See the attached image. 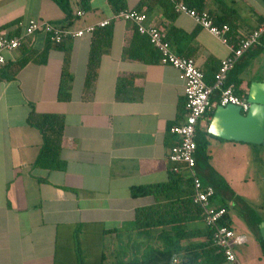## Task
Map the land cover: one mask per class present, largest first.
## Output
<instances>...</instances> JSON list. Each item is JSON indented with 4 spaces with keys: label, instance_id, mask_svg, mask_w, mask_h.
Instances as JSON below:
<instances>
[{
    "label": "crops",
    "instance_id": "obj_1",
    "mask_svg": "<svg viewBox=\"0 0 264 264\" xmlns=\"http://www.w3.org/2000/svg\"><path fill=\"white\" fill-rule=\"evenodd\" d=\"M61 1L67 3L69 18ZM140 1L126 0V9L145 12L173 51L193 59L205 82L212 83L220 60L229 53L227 46L187 14L176 13L171 2L166 7L149 0L147 9L140 7ZM210 6L230 26L233 41L264 23V0H228L219 9ZM114 13L108 0H0V33L19 35L30 19L82 29ZM94 44L101 54L94 79L86 88ZM23 56L28 61L12 78L0 77V264H53L57 227L81 223L110 231L109 262H126L139 257L145 248H161L160 233L142 231L136 211L167 203L172 197L161 196L158 201L151 195L132 197L130 189L169 181L172 164L167 154L177 142L170 127L183 122L186 115L184 82L178 71L160 63L158 52L136 36L134 24L121 20L63 44L51 43L38 33L15 52L5 54L0 72L9 73V65ZM263 61L264 42L259 41L228 73V82L240 81V89L248 91L250 82L264 81ZM61 85L67 96L62 100L57 98ZM217 105L215 96L210 111ZM31 109L62 116L59 163L54 169L34 165L42 135L27 123ZM211 117L205 115L199 121L200 133L207 131ZM203 138L207 147L227 141L210 134ZM224 154L216 162L215 152L210 151L206 166L197 165V169L205 183L219 182L218 175L224 180L216 187L212 204L227 206L234 231L243 234L234 225L229 204L235 205L233 197L241 196L229 181H245L251 159ZM186 216L178 212L180 228L188 233ZM189 226L194 235L181 244L202 243L205 238L197 229H202V220L192 219ZM247 243L236 249L241 264H247L243 248ZM183 254H174L170 264H181Z\"/></svg>",
    "mask_w": 264,
    "mask_h": 264
},
{
    "label": "trees",
    "instance_id": "obj_2",
    "mask_svg": "<svg viewBox=\"0 0 264 264\" xmlns=\"http://www.w3.org/2000/svg\"><path fill=\"white\" fill-rule=\"evenodd\" d=\"M148 1L149 0H141L139 2L140 7L146 6L147 9H149L150 5ZM156 1L166 7H170V2L168 0ZM181 1L188 7L198 12L207 11L212 16L216 25L220 26L222 24H226L222 20V16L220 14H215L213 6L210 5H215L219 9L220 7L227 6L228 0ZM108 2L112 6L115 13L121 10H126V0H108ZM60 5L65 15L69 18L70 13L68 11L66 1H61ZM135 10L140 11L139 9ZM263 24L264 23L262 22L261 25ZM135 33L136 36L147 42L151 48L149 40L145 35L141 36V34H139L136 29ZM143 36H145L146 38ZM230 38L229 42L233 43L235 40L233 41ZM65 41L66 40H64L63 43ZM260 41L264 42V33L261 35ZM100 54L101 51L99 46L94 44L90 50L88 58L87 71L85 76L86 88L91 85L94 79L95 70ZM27 61L28 57H21L15 63L9 65V67L11 68L9 73H6V71H3V73L0 72V77L2 79L12 78L17 73V71L26 64ZM239 82L240 81H237L234 84V93L237 96L246 98L247 91H242L240 89ZM62 87L63 86L61 85L57 94V98L61 100L67 98L66 94L63 92ZM212 113L213 111L211 110L207 112L206 115L211 116ZM27 123L37 128L42 135V144L39 147L34 165L44 166L49 169L58 167V154L60 150V140L63 132L62 116L57 114H37L35 113L34 109H31L27 118ZM201 133L197 128L195 134V158L197 165L202 163V166H206L209 155L206 152L207 141L203 137H205L209 133H207V131L205 130ZM169 177V181L165 184L138 186L130 189V195L132 197L151 195L154 196L155 199H157L156 201H158L161 196L165 199H170L172 197V201L170 200L167 203L157 204L136 211V223L142 231H149L150 233L152 231H158L160 233V237L157 239L162 242L161 248H145L143 253H141L139 257L132 258L126 262L119 260L109 262L108 259L111 254H109L107 251V235L110 234V231L102 229L97 224L81 223L77 225H65L57 227L53 264H170V260L173 255L179 252L184 253L180 262L181 264L225 263L220 250L212 244L210 239V229L206 227L204 223L202 229L197 228L198 234L202 235L205 238L202 243H198L193 246H184L181 244L183 240L194 235V233L189 230L190 221L192 219L202 220L201 210L197 205L192 203V186L190 184V181L184 178V174L173 173L170 169ZM211 185H213L216 190V187L223 185V182H221L220 180L216 183L213 182V184ZM221 207H224L225 210L227 208V206L225 205ZM179 211L185 212V214L187 215L186 217L188 219V222L186 224H188V233L185 232L183 228H180L181 223L178 219ZM221 223L233 229L231 221L227 216V210L221 220ZM256 229L257 239L264 249V240H262L259 235L258 227H256Z\"/></svg>",
    "mask_w": 264,
    "mask_h": 264
},
{
    "label": "built area",
    "instance_id": "obj_3",
    "mask_svg": "<svg viewBox=\"0 0 264 264\" xmlns=\"http://www.w3.org/2000/svg\"><path fill=\"white\" fill-rule=\"evenodd\" d=\"M168 1L171 2L176 13L187 14L200 27L227 46L229 53L220 60L212 83L205 82L203 72L195 65L193 59L180 56L173 51L163 31L148 22L145 12L133 9L121 10L108 19L76 30L47 20L30 19L19 35L7 36L0 33V67L6 62V53L15 52L30 37L38 33L44 34L51 43L61 44L66 39L93 35L97 28L105 27L113 21L132 22L137 32L145 35L150 45L158 52L160 63L174 67L178 71L179 78L184 82L185 119L170 127V132L177 138V142L170 147L167 154V160L172 164L171 171L183 173L184 178L190 181L193 190L192 203L200 208L202 221L210 229L211 242L222 253L225 264H241L236 254V247L245 244L247 238L244 234L237 233L221 223L226 210L224 207L212 204L215 188L213 185L203 182L198 172L195 158V134L199 121L210 111L212 98L215 96H217L218 105H237L242 113L247 112L249 104L246 98L234 93V85L228 82L227 76L241 57L250 48L259 44L260 37L264 33V24L243 37L235 38L232 43L229 42L230 27L228 24L216 25L207 11L198 12L182 1ZM76 14L82 16L83 11H77Z\"/></svg>",
    "mask_w": 264,
    "mask_h": 264
},
{
    "label": "rangeland",
    "instance_id": "obj_4",
    "mask_svg": "<svg viewBox=\"0 0 264 264\" xmlns=\"http://www.w3.org/2000/svg\"><path fill=\"white\" fill-rule=\"evenodd\" d=\"M264 64V61H263ZM203 141V140H202ZM226 143V146H223ZM225 147V148H224ZM264 146L256 144H244L241 142H216L215 147H207L206 152H215L216 162L224 159V152L228 155L237 156L244 154L251 159V169L245 181L242 178H234L229 181L234 192H238L241 198L233 197V204L229 202L230 213L235 227L239 232L247 236V244L244 257L247 256V264H264V249L257 239V229L259 224L264 221ZM240 153V154H239ZM234 159L230 158L229 161ZM249 161V160H248ZM200 163L199 165H201ZM238 165V163L236 164ZM203 168V166L201 165ZM238 168L241 170V166ZM219 180H224L218 175ZM237 200V201H236ZM246 206V208H243ZM240 247V246H238ZM236 247V249L238 248ZM240 250V249H239ZM244 264V263H243Z\"/></svg>",
    "mask_w": 264,
    "mask_h": 264
},
{
    "label": "water",
    "instance_id": "obj_5",
    "mask_svg": "<svg viewBox=\"0 0 264 264\" xmlns=\"http://www.w3.org/2000/svg\"><path fill=\"white\" fill-rule=\"evenodd\" d=\"M246 100L249 108L245 113L237 105H217L207 132L223 140L264 146V81L250 82ZM258 229L264 240V221Z\"/></svg>",
    "mask_w": 264,
    "mask_h": 264
}]
</instances>
